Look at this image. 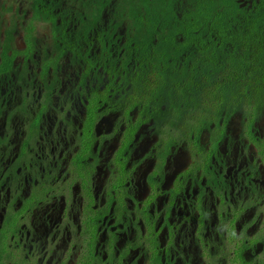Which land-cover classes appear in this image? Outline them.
<instances>
[{
    "label": "flooded vegetation",
    "instance_id": "1",
    "mask_svg": "<svg viewBox=\"0 0 264 264\" xmlns=\"http://www.w3.org/2000/svg\"><path fill=\"white\" fill-rule=\"evenodd\" d=\"M153 1L0 0V264H264V106Z\"/></svg>",
    "mask_w": 264,
    "mask_h": 264
},
{
    "label": "trees",
    "instance_id": "2",
    "mask_svg": "<svg viewBox=\"0 0 264 264\" xmlns=\"http://www.w3.org/2000/svg\"><path fill=\"white\" fill-rule=\"evenodd\" d=\"M177 1L154 0L146 9L171 10ZM246 1L252 6L242 7L239 0H186L189 35L205 27L211 43L207 64L213 74L203 86L209 117L216 115L210 107H217L219 99L252 96L256 106H264V0ZM217 74L224 80L213 78Z\"/></svg>",
    "mask_w": 264,
    "mask_h": 264
}]
</instances>
